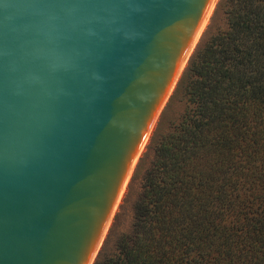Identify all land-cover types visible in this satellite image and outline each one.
Wrapping results in <instances>:
<instances>
[{
  "label": "water",
  "instance_id": "95a60500",
  "mask_svg": "<svg viewBox=\"0 0 264 264\" xmlns=\"http://www.w3.org/2000/svg\"><path fill=\"white\" fill-rule=\"evenodd\" d=\"M210 1L0 0V264H88Z\"/></svg>",
  "mask_w": 264,
  "mask_h": 264
},
{
  "label": "trees",
  "instance_id": "16d2710c",
  "mask_svg": "<svg viewBox=\"0 0 264 264\" xmlns=\"http://www.w3.org/2000/svg\"><path fill=\"white\" fill-rule=\"evenodd\" d=\"M176 90L185 109L164 135L130 234L93 264H264V0H227Z\"/></svg>",
  "mask_w": 264,
  "mask_h": 264
},
{
  "label": "rangeland",
  "instance_id": "374dc122",
  "mask_svg": "<svg viewBox=\"0 0 264 264\" xmlns=\"http://www.w3.org/2000/svg\"><path fill=\"white\" fill-rule=\"evenodd\" d=\"M226 1L227 0H217L208 24L196 44L195 49L202 38L209 36L216 30L222 29L225 26L224 11L226 9ZM177 84L167 100L166 105L163 107V110L155 121L149 141L133 169L122 202L119 205L117 213L112 220L111 227L109 228V231L105 236L96 257L101 249L103 250V255H111L115 253L116 244L120 237L130 234L131 232L133 223V208L142 194L143 179L153 161V148L149 147L151 137L156 130L160 136L168 133L173 128L174 124L178 122L186 106L182 90H176Z\"/></svg>",
  "mask_w": 264,
  "mask_h": 264
},
{
  "label": "bare ground",
  "instance_id": "6f19581e",
  "mask_svg": "<svg viewBox=\"0 0 264 264\" xmlns=\"http://www.w3.org/2000/svg\"><path fill=\"white\" fill-rule=\"evenodd\" d=\"M216 2H217V0H211V1H210L209 5H208V8H207V10H206V12H205V14H204V17H203V19H202V21H201V23H200V25H199V27H198V29H197L195 35H194V38H193L192 43H191V45H190V48H189V50H188V52H187V54H186V57H185L184 61L182 62V65H181L180 70H179V72H178V74H177V77H176V79L174 80V82H173V84H172V86H171V88H170V91H169V93H168L166 99L164 100V103L162 104V107H161V109H160V112H161V110L163 109V107L166 105V102H167V100L169 99V97H170V95H171V93H172V91H173L175 85L177 84V81L179 80V77H180V75H181L183 69L185 68V66H186V64H187V61H188L190 55L192 54V52H193V50H194L196 44L198 43V41H199V39H200L202 33L204 32L205 27H206L207 24H208L209 18L211 17V14H212V12H213V10H214V7H215ZM160 112H159V113H160ZM159 113H158V115L156 116V119H157V117L159 116ZM156 119H155L154 122L152 123V126L150 127V130H149L148 134L146 135V137H145V139H144L142 145L140 146V148H139V150H138L136 156L134 157V159H133V161H132V163H131V165H130V168H129V170H128V173H127V175H126V178H125V180H124V183H123V185H122V187H121V190H120V192H119V195H118V197H117V199H116V202H115V204H114V206H113V208H112V211H111V213H110V215H109V217H108V220L106 221V223H105V225H104V229H103V231H102V234H101V236H100V238H99V240H98V243H97V245H96V248H95V250H94V252H93V254H92L91 258H90V261L88 262V264H92V263H93V261H94V259H95V257H96V254H97V252L99 251V249H100V247H101V245H102V243H103V241H104V239H105V236L107 235V233H108V231H109V228L111 227L112 220H113L114 216L116 215L117 210H118V208H119V205H120V203L122 202L123 196H124V194H125V191H126V187H127L128 181H129V179H130V177H131V174H132V172H133V169H134V167H135V165H136V163H137V161H138L140 155H141L142 152L144 151V148H145V146L147 145V143H148V141H149V138H150L151 132H152V130H153V127H154V125H155V121H156Z\"/></svg>",
  "mask_w": 264,
  "mask_h": 264
}]
</instances>
